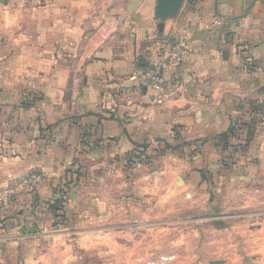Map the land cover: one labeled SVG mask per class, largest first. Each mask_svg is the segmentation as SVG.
<instances>
[{"label": "crops", "instance_id": "crops-1", "mask_svg": "<svg viewBox=\"0 0 264 264\" xmlns=\"http://www.w3.org/2000/svg\"><path fill=\"white\" fill-rule=\"evenodd\" d=\"M112 1L0 0V188L31 172L45 175L36 198L19 196L18 216L2 217L7 222L0 228V256L6 248L10 264L31 259L26 246L44 237L39 231L46 226L34 213L56 199L54 184L80 148L84 131L91 140L127 150L134 144L159 145L174 124L183 125L187 139L207 140L200 162L184 160L191 172L215 156L212 140L228 131L239 104L262 99L264 65L253 79L243 70L236 44L246 41L251 52L264 55V0H187L163 36L154 20L156 0L113 6ZM136 1L142 9L134 8ZM182 40L190 49L187 64L167 68L162 76L179 92L155 106L160 95L151 99L153 88L143 85L141 94L136 88L140 72L153 65L146 68L136 60L143 55L162 67L158 48ZM118 85L127 87L123 94ZM23 90H39L44 100L23 107Z\"/></svg>", "mask_w": 264, "mask_h": 264}, {"label": "rangeland", "instance_id": "rangeland-1", "mask_svg": "<svg viewBox=\"0 0 264 264\" xmlns=\"http://www.w3.org/2000/svg\"><path fill=\"white\" fill-rule=\"evenodd\" d=\"M122 1L111 3L113 6ZM142 5L136 1L133 6L142 9ZM114 8L115 14L121 11ZM145 10L141 14H146ZM134 23L138 24V20ZM228 30L231 39L234 34ZM235 39L238 41L237 37ZM173 43L175 47L167 45L165 48L166 58L160 66L163 77L167 68L187 64L190 56L184 40ZM236 45L243 70L258 79L262 71H251L248 66L255 60L258 65H264V55L251 52L246 41ZM149 53H153L152 50ZM175 54L180 58L177 65L170 60ZM143 59V55L138 56L137 65L143 64ZM145 62L153 66L140 72L137 94H141L143 85L153 88L151 99L156 94L164 97L177 89L169 86L167 79L163 84L165 92L156 90L150 80L143 79V75L155 68V63L148 59ZM37 74L38 70L35 71L36 83L39 82ZM119 87L118 93L123 94L127 87ZM262 87V99L249 98L243 102L264 101ZM97 88L104 89L102 86ZM176 91L178 93L179 89ZM23 94L24 90L22 106ZM42 101L30 107H37ZM168 102L169 99L155 105L152 100L151 105L164 106ZM114 105L118 108L119 102ZM111 115L115 118L114 112ZM255 139L247 152L237 153L240 161L234 167L220 168V171L218 165H214L219 153L212 146L215 156L210 159L211 174L206 175V181L199 178L196 182L190 180L191 168L186 166L184 159L177 157L175 150H167L163 155L158 150L157 159L130 167L123 159L126 150L112 149L102 140L98 143L88 135L84 136L80 148L68 159L61 179L67 174L76 178L78 167L83 166L81 177L69 187L58 183L59 180L54 184L62 210L53 212L46 207L43 213H34L41 219L39 225L46 226L39 232L45 233L34 245L26 246L33 253L31 259L22 264H146L161 259H166L167 264H210L214 261L264 264V131ZM240 140L244 145L242 138L235 143L239 144ZM39 174L45 176L42 172ZM21 178L0 188V192L10 187L16 191L13 203L0 211V228L7 222L2 217L19 215L17 212L22 209L19 196L33 193L18 189L16 183ZM5 249L0 264H10Z\"/></svg>", "mask_w": 264, "mask_h": 264}, {"label": "trees", "instance_id": "trees-1", "mask_svg": "<svg viewBox=\"0 0 264 264\" xmlns=\"http://www.w3.org/2000/svg\"><path fill=\"white\" fill-rule=\"evenodd\" d=\"M165 47H160L157 50L158 56L166 58ZM155 50V49H153ZM254 57V56H253ZM255 58V57H254ZM258 58V57H257ZM256 59V58H255ZM143 66L148 65L143 59ZM145 62V63H144ZM251 71L257 70L260 68L258 63L253 62V65L248 66ZM24 99L23 106L30 107L33 104H37L43 100L44 95L42 93L35 94V91L26 90L24 91ZM170 140L164 139L159 140V145H151L148 143L143 144H134L133 147L127 149L125 151V164L128 166H135L139 163H149L150 161L157 159L160 154H165L167 150H175V154H178V158L184 159L188 162L197 163L202 160V151L206 146L207 140H189L185 136V128L183 125L174 124L170 130ZM264 131V101L259 102H241V106L239 108V115L232 119V123L228 131L220 134L215 139L212 140V145L216 147L217 152L219 153L218 159L214 162V165H218L219 171L220 168L226 167H234L239 157H237L238 152L245 153L251 148L253 143L255 142V138L259 136ZM90 135L87 131H84L83 136ZM242 138L244 140V145L241 143L237 144L235 141H239ZM172 139V140H171ZM168 141L174 142L175 145L170 144ZM165 144L164 146H161ZM251 146V147H250ZM130 156V157H129ZM126 157H129L127 159ZM208 163V164H206ZM210 162L203 161V164L194 165L190 174H193V181L199 182V178L202 181H206V175L211 174ZM80 164H78L79 166ZM84 167L79 166L77 171V177L75 178L73 175H68L61 179L58 183H64L68 187L73 185L74 182L79 181L81 177V173ZM191 177V176H190ZM61 193V191H60ZM33 195L35 194L32 193ZM57 194V193H56ZM34 198L37 195L33 196ZM46 206L48 209L53 212H58L62 210V203L60 199H55L54 202H46Z\"/></svg>", "mask_w": 264, "mask_h": 264}, {"label": "built area", "instance_id": "built-area-1", "mask_svg": "<svg viewBox=\"0 0 264 264\" xmlns=\"http://www.w3.org/2000/svg\"><path fill=\"white\" fill-rule=\"evenodd\" d=\"M179 57L177 54L173 55L171 57V61L173 62V65H177L179 63ZM143 79L150 80L152 83V86L158 90L159 92H165V86L163 85L164 82L162 80V75L160 73V67L157 65L155 66L152 71L147 72L145 75H143ZM177 91H172L170 94L164 95V97L160 96L159 98H156L155 102L157 104L164 103L165 100L173 99L176 96ZM44 180L43 175L39 173H29L28 175L22 177L16 184L18 186V189L24 192L32 193L36 191L40 185L42 184ZM16 191H13V189L6 188V190L0 192V211L5 210L9 205L13 203V197L15 195ZM3 209V210H2ZM146 264H167L166 259H161L158 261H151Z\"/></svg>", "mask_w": 264, "mask_h": 264}, {"label": "water", "instance_id": "water-1", "mask_svg": "<svg viewBox=\"0 0 264 264\" xmlns=\"http://www.w3.org/2000/svg\"><path fill=\"white\" fill-rule=\"evenodd\" d=\"M6 3V0H1ZM187 0H156L154 6V20L157 23V32L159 36L165 33L166 25L174 22L183 10ZM147 67V66H145ZM225 261H214L210 264H224Z\"/></svg>", "mask_w": 264, "mask_h": 264}]
</instances>
